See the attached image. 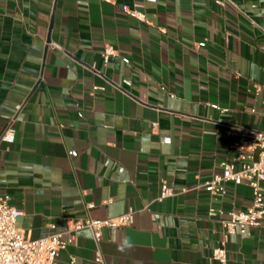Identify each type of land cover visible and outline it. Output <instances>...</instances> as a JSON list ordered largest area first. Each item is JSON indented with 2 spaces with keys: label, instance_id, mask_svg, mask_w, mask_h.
<instances>
[{
  "label": "crops",
  "instance_id": "0c3cea01",
  "mask_svg": "<svg viewBox=\"0 0 264 264\" xmlns=\"http://www.w3.org/2000/svg\"><path fill=\"white\" fill-rule=\"evenodd\" d=\"M218 1L0 0V136L15 130L0 195L17 227L36 239L134 211L98 246L74 232L59 264H100L98 251L107 264H220L225 237L226 264H264V216L228 236L208 216L245 209L252 188L198 187L235 161L230 125L264 129V0Z\"/></svg>",
  "mask_w": 264,
  "mask_h": 264
},
{
  "label": "built area",
  "instance_id": "2783aa9c",
  "mask_svg": "<svg viewBox=\"0 0 264 264\" xmlns=\"http://www.w3.org/2000/svg\"><path fill=\"white\" fill-rule=\"evenodd\" d=\"M110 1V0H104ZM220 4L224 0L218 1ZM130 15L139 19L143 14L137 10H128ZM116 49L106 44L102 57L107 63ZM227 134H235L236 139L231 147L236 150L235 161L221 163L220 172L205 180L198 187L204 188L212 197L219 198L227 193V184L247 183L253 190L252 203L241 210L227 211L211 207L208 212L210 218L216 219L225 236L229 234H246L250 228L261 224L264 216V189L261 181L264 180V129L246 128L230 125ZM15 141V130L8 126L0 136V143L7 144ZM173 194L172 189L166 185L161 188L160 198ZM93 204H88L92 207ZM134 211L105 219L85 218L70 221L65 230L49 236L28 239L24 232L17 227V220L22 212L9 203L8 195H0V264H59L60 253L65 250L74 239V232L87 228L91 231L98 246L102 239L105 227H121L130 225L133 221ZM211 258L220 264L228 261L226 237L219 245L213 248ZM96 262L107 264L98 251ZM67 264H77L75 255L69 257Z\"/></svg>",
  "mask_w": 264,
  "mask_h": 264
}]
</instances>
